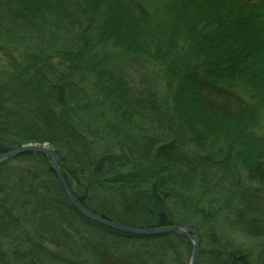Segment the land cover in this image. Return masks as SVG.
Segmentation results:
<instances>
[{
	"label": "trees",
	"instance_id": "trees-1",
	"mask_svg": "<svg viewBox=\"0 0 264 264\" xmlns=\"http://www.w3.org/2000/svg\"><path fill=\"white\" fill-rule=\"evenodd\" d=\"M0 52V154L47 144L94 213L188 224L197 264H264L241 243L264 239V0H0ZM192 248L86 219L41 153L0 164V264H188Z\"/></svg>",
	"mask_w": 264,
	"mask_h": 264
},
{
	"label": "water",
	"instance_id": "water-1",
	"mask_svg": "<svg viewBox=\"0 0 264 264\" xmlns=\"http://www.w3.org/2000/svg\"><path fill=\"white\" fill-rule=\"evenodd\" d=\"M23 153H41L49 158L51 170L55 173L61 189L70 202V204L84 217L89 220L95 221L112 230H116L122 233L133 235H163L168 232H174L177 234L185 235L192 242V255L189 264H197L200 246V237L196 230L191 229L188 225H166L157 228L143 229L139 227L127 226L120 223L109 221L84 207L79 200L73 195L70 187L68 186L63 173L58 167V158L55 152L46 144H27L19 147H15L5 153L0 154V164L5 160Z\"/></svg>",
	"mask_w": 264,
	"mask_h": 264
},
{
	"label": "rangeland",
	"instance_id": "rangeland-1",
	"mask_svg": "<svg viewBox=\"0 0 264 264\" xmlns=\"http://www.w3.org/2000/svg\"><path fill=\"white\" fill-rule=\"evenodd\" d=\"M6 59L7 58L2 57V52H0V66L1 67L2 66L6 67L7 62H8ZM158 82H159V87L162 90L163 89L162 75H159ZM241 243L245 246L246 249L254 251L259 246L264 245V239H260V240L249 239V240H246V241H242Z\"/></svg>",
	"mask_w": 264,
	"mask_h": 264
},
{
	"label": "bare ground",
	"instance_id": "bare-ground-1",
	"mask_svg": "<svg viewBox=\"0 0 264 264\" xmlns=\"http://www.w3.org/2000/svg\"><path fill=\"white\" fill-rule=\"evenodd\" d=\"M74 195V194H73ZM75 196V195H74ZM76 197V196H75ZM77 198V197H76ZM78 199V198H77ZM79 200V199H78ZM80 202V201H79ZM84 206V205H83ZM85 207V206H84ZM87 208V207H86ZM88 209V208H87ZM89 210V209H88ZM89 211H91V210H89ZM91 212H93V211H91ZM94 213V212H93ZM96 214V213H95ZM82 215V214H81ZM98 215V214H97ZM83 216V215H82ZM100 216V215H99ZM102 217V216H101ZM86 218V217H85ZM103 218H105V217H103ZM87 219V218H86ZM106 219V218H105ZM89 220V219H88ZM107 220H109V219H107ZM90 221H92V220H90ZM109 221H111V220H109ZM93 222H95V221H93ZM112 222H115V221H112ZM95 223H97V222H95ZM115 223H119V222H115ZM97 224H99V223H97ZM120 224H123V223H120ZM99 225H101V226H104V225H102V224H99ZM124 225H126V224H124ZM172 225H188V224H182V223H180V224H172ZM127 226H130V225H127ZM191 229H193L190 225H188ZM104 227H106V226H104ZM133 227H137V226H133ZM107 228H109V227H107ZM139 228H142V227H139ZM149 228H157V227H149ZM149 228H143V229H149ZM110 229V228H109ZM112 230V229H111ZM193 230H195V229H193ZM113 231H116V230H113ZM117 232H119V231H117ZM119 233H122V232H119ZM171 233H174V232H171ZM122 234H126V235H133V234H127V233H122ZM175 234H177V233H175ZM178 235H182V234H178ZM134 236H148V235H134ZM185 236V235H184ZM188 238V237H187ZM189 239V238H188ZM191 255H192V251H191ZM191 255H190V258H191Z\"/></svg>",
	"mask_w": 264,
	"mask_h": 264
}]
</instances>
